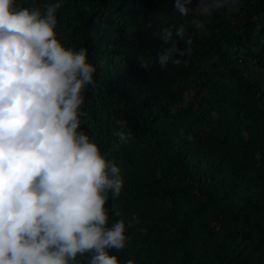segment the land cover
Segmentation results:
<instances>
[{
    "label": "trees",
    "instance_id": "trees-1",
    "mask_svg": "<svg viewBox=\"0 0 264 264\" xmlns=\"http://www.w3.org/2000/svg\"><path fill=\"white\" fill-rule=\"evenodd\" d=\"M62 2L58 39L87 48L97 69L81 130L111 153L124 183L106 207L109 226L123 219L129 240L110 255L120 264H264V0L214 14L203 32L176 0ZM181 24L194 53L187 66L161 68L172 44L159 31ZM123 120L134 137L126 143L116 135Z\"/></svg>",
    "mask_w": 264,
    "mask_h": 264
},
{
    "label": "clouds",
    "instance_id": "clouds-1",
    "mask_svg": "<svg viewBox=\"0 0 264 264\" xmlns=\"http://www.w3.org/2000/svg\"><path fill=\"white\" fill-rule=\"evenodd\" d=\"M191 4L175 6L203 32L209 18L238 11L242 0ZM62 7V0H32L29 7L0 0V264H82L86 256V264H120L110 250H123L129 240L123 219L109 226L106 207L109 194H121V169L81 130L84 92L97 87V69L87 48L58 39ZM159 38L172 44L158 56L161 68L187 66L194 47L186 25L164 27ZM117 124L121 143L134 138L127 120Z\"/></svg>",
    "mask_w": 264,
    "mask_h": 264
},
{
    "label": "bare ground",
    "instance_id": "bare-ground-1",
    "mask_svg": "<svg viewBox=\"0 0 264 264\" xmlns=\"http://www.w3.org/2000/svg\"><path fill=\"white\" fill-rule=\"evenodd\" d=\"M145 25V24H144ZM152 31V30H151Z\"/></svg>",
    "mask_w": 264,
    "mask_h": 264
}]
</instances>
